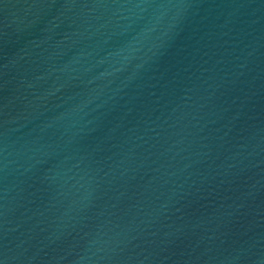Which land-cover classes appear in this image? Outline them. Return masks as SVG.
I'll return each instance as SVG.
<instances>
[{"label":"water","instance_id":"obj_1","mask_svg":"<svg viewBox=\"0 0 264 264\" xmlns=\"http://www.w3.org/2000/svg\"><path fill=\"white\" fill-rule=\"evenodd\" d=\"M0 264H264V0H0Z\"/></svg>","mask_w":264,"mask_h":264}]
</instances>
